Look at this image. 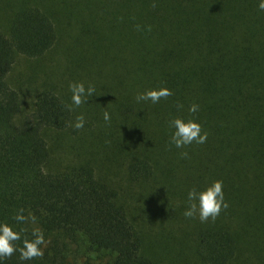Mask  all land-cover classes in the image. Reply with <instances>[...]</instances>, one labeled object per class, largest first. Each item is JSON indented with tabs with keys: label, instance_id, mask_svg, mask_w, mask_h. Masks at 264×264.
<instances>
[{
	"label": "trees",
	"instance_id": "trees-1",
	"mask_svg": "<svg viewBox=\"0 0 264 264\" xmlns=\"http://www.w3.org/2000/svg\"><path fill=\"white\" fill-rule=\"evenodd\" d=\"M10 6L0 23V222L18 228L13 216L23 208L36 221L23 225L21 240L39 227L46 244L41 257L21 262L13 253L4 264H163L166 258L148 248L149 230L130 215L124 187L97 171L96 152L110 150L102 141L85 142L100 129L93 117L73 127L78 111L69 86L42 85L24 112L21 92L8 83L19 56L38 65L71 28L76 33L62 76L102 90L104 96L87 98L99 106L118 89L113 110L103 112L108 121L91 105L103 137L122 125V139L111 145L129 142L126 188L150 183L152 193H161L179 185V212L170 209L169 222L181 220V241L173 237L179 227L169 231L165 252H175L179 264H245L252 252L264 264V252H253L264 243V11L258 0H0V18ZM90 50L109 65H97ZM96 65L110 68L100 81L89 69ZM160 87L172 94L137 102L138 94ZM192 104L199 106L195 113L188 111ZM176 117L198 121L206 141L176 148L169 127ZM54 134L68 135L82 156L54 165ZM216 180L228 207L215 220L192 222L183 214L188 190ZM168 200L164 195L151 219L144 214L146 221H167Z\"/></svg>",
	"mask_w": 264,
	"mask_h": 264
},
{
	"label": "rangeland",
	"instance_id": "rangeland-1",
	"mask_svg": "<svg viewBox=\"0 0 264 264\" xmlns=\"http://www.w3.org/2000/svg\"><path fill=\"white\" fill-rule=\"evenodd\" d=\"M13 6H10L7 8V10L4 11V14L2 16L1 25L3 24V19L5 16L9 15L11 11H13ZM76 31H74L73 28L68 29L67 35L65 36V39L61 41L59 47L53 51L50 52L46 57L45 60L40 62L38 65L34 64L32 62V59L24 56H19L14 67L10 71L8 75V83L12 87H16V89H19V91L22 94V98L24 100V112L31 111L32 110V103L35 98V92L37 89H39L42 85L47 86H53L57 87L58 89H65L66 86H69L70 82L76 83L81 82V79L73 78L72 81H70L68 78L63 77V69L67 67L69 63V52L67 51L68 45L72 43V40L74 38L72 37ZM78 40V38H77ZM79 42V40H78ZM92 55H94L95 62L98 63L99 66H107L109 65V62L106 63H100V57L97 56L96 51L90 50L89 51ZM112 62H110V67ZM115 64V62H113ZM94 66L89 68L94 72L96 75L98 81L102 78V71H110L109 67L101 68L99 66ZM113 74V73H112ZM110 74L108 80L113 85V76ZM79 75V74H78ZM68 81V82H67ZM118 93L117 87L113 86ZM99 89V88H98ZM116 94H110V97L107 99V103L103 104L102 106H99L96 102H90L88 99L85 103H82L79 107L75 106V110L78 111V115H83L84 121L93 117L97 121V125L100 127V129L97 127L94 138H89L85 142L92 141L93 143L100 144L101 141L105 143V145L109 148L110 152L105 153V150L103 149L100 153L96 152V155L98 156V162L95 164L97 171H102L103 177L108 180L109 183H111L114 186H122L124 188V196L123 199L126 201L127 206L130 210V215H134L139 223H142L145 228L149 230L150 238H151V246L148 248L151 251L159 250L162 251L163 254L166 256V258L163 259V264H179V257H176L175 252H165L164 249V238L166 237V234L169 231L177 230L179 227V236H173L175 238L179 239V243L181 241V227H183L181 220L175 221V224H170L169 220H171L172 216L170 215V209H173L174 213H176V210L179 212V205L181 204L179 201V185L178 186H172V187H166L172 192H166L164 189L162 190L160 188L161 193H152L150 188L151 185L148 183L147 185L143 184L142 189H138L134 183L132 184V188L127 189V178L125 177L124 173L126 174V167L128 165L129 159L128 154L131 152L130 150H127V145L123 147L121 143H114V146L111 145L114 138L120 137L122 139V134L119 136V133H124L121 123L118 127L113 126L111 134L109 135V138H105L101 135V131H103V127L101 126L99 117H103V112L107 109L113 110L112 103L114 97ZM99 94L100 96H104V92L102 90H96L94 91L93 95ZM109 94V93H108ZM94 107L98 110L99 114L97 113V110L94 111ZM97 105V106H96ZM114 120V119H112ZM115 128L117 129L115 132ZM55 139L59 140L58 144L54 145L52 148L55 149V152L57 153V157L55 159L54 165L58 163H64L68 162L71 154L77 153L78 156H82V154H79L77 152V149L72 147L71 145L74 143L73 140L70 139V137L67 135L65 138L54 134ZM74 137V136H72ZM76 144V143H75ZM77 145V144H76ZM70 150V152H68ZM132 150V148H131ZM130 155V154H129ZM124 159V160H123ZM124 162H126V165L124 166ZM134 187V188H133ZM167 196L169 199V204L165 206V212L163 213V216L167 218V221L164 223H152L147 219V216L144 217V214H149L148 216L154 212L155 207L159 205L160 203L164 202L163 197ZM133 210V211H132ZM184 213V212H183ZM180 214V213H179ZM181 215V214H180ZM179 217V215H178ZM151 219V217H150ZM196 220H199L198 214L193 217V221L195 223ZM183 229V228H182ZM177 233L176 231H173ZM173 235V233H172ZM262 251L264 252V243L261 245H257L255 249H253V252ZM158 254V253H157ZM252 252L248 253L247 255L249 259L246 261L245 264H259L257 261L251 256ZM171 256H175L176 258H173ZM245 256V257H246ZM191 261L194 262V258H191Z\"/></svg>",
	"mask_w": 264,
	"mask_h": 264
},
{
	"label": "clouds",
	"instance_id": "clouds-1",
	"mask_svg": "<svg viewBox=\"0 0 264 264\" xmlns=\"http://www.w3.org/2000/svg\"><path fill=\"white\" fill-rule=\"evenodd\" d=\"M258 9L264 11V0H258ZM69 90L71 91V102L73 106L79 107L82 103L87 101L88 97L94 94V87L89 85L87 89L81 82L70 83ZM171 90L167 87H160L158 89H150L138 94L137 102L151 101L157 103L161 98L170 96ZM182 107V106H178ZM198 105L192 104L189 106V113L198 111ZM105 121L109 120V114L104 113ZM83 115H78L75 118L73 127L80 129L84 126ZM169 127L174 131L170 137V143L176 148H182L193 142L203 144L207 139V133H202L201 124L194 120H185L181 117H176L169 122ZM186 155V153H181ZM228 203L225 200L223 192V182L220 180L213 181L203 190L191 188L187 192V207L184 211L185 217H194L198 214L201 222L207 221L209 218L215 220L220 214L222 208H227ZM23 208L18 209L13 216V220L19 227H14L12 224L0 222V264H4L5 258L11 257L13 253H18V259L21 262L32 260L35 257H41L44 254L42 246L46 244L43 232L39 227H33L31 230V239L24 238L21 240V233L26 232L27 229L23 226L26 223H35L36 217L29 212L24 214ZM20 241L22 246H17L16 242Z\"/></svg>",
	"mask_w": 264,
	"mask_h": 264
}]
</instances>
